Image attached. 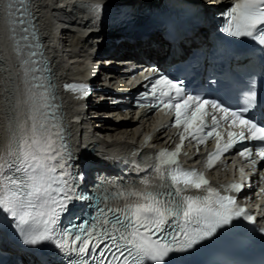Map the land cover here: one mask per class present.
I'll list each match as a JSON object with an SVG mask.
<instances>
[{
	"label": "snow or ice",
	"instance_id": "obj_1",
	"mask_svg": "<svg viewBox=\"0 0 264 264\" xmlns=\"http://www.w3.org/2000/svg\"><path fill=\"white\" fill-rule=\"evenodd\" d=\"M20 3L23 5L24 0ZM103 7L88 6L96 19H100ZM25 15L13 20L9 11L11 31L14 36L17 30L24 33V41L29 35L35 40ZM223 15L226 26L222 31L264 45V0H234ZM27 47L38 49L39 45ZM37 55L36 51L28 53L26 95L13 107L8 142L0 154V211L12 217L26 245L52 243L65 255L75 257L70 264H168L172 254L194 250L221 231L236 227L240 220L255 223V216L237 202L235 195L245 184L222 185V194L203 172L183 168L178 159L186 140L204 144L215 138V149L206 158L207 169L237 145L238 156L250 167L264 161V99L258 101L254 81L231 106L218 98L189 94L181 83L160 76L142 98L151 96L152 108L174 113V120L165 127L179 130L180 143L173 151L165 148L155 154V163L149 167L159 183L153 186L143 179L144 190L110 193L104 188L89 194L79 187L83 176L73 171V154L58 115L59 106L53 103L49 69L42 60L33 59ZM64 87L88 94L84 85ZM222 128L225 131H220ZM245 142L253 147L245 146ZM239 171L246 179L244 169ZM191 190L204 194H186ZM114 198L134 202L119 208L107 206ZM78 202L86 203L94 214L64 225L63 218ZM102 203L106 206L100 207Z\"/></svg>",
	"mask_w": 264,
	"mask_h": 264
},
{
	"label": "bare ground",
	"instance_id": "obj_2",
	"mask_svg": "<svg viewBox=\"0 0 264 264\" xmlns=\"http://www.w3.org/2000/svg\"><path fill=\"white\" fill-rule=\"evenodd\" d=\"M13 0H0V154H3L9 138V120L15 113L13 107L17 100H23L26 95V79L19 74L15 67L16 58L25 54L22 47L25 41L21 42V31L17 30L13 35L9 24V11L12 12L14 20L15 11ZM31 1V2H30ZM29 6L35 12L34 24L37 26L36 38L41 40V49L45 52V61L49 69L48 80L52 86V93L55 97L53 103L58 105V115L61 118V125L64 129L66 141L73 154V165L80 164L79 157L86 162L82 145H86L88 152L93 155L106 154L110 148L135 145L142 150L146 147L166 145L171 136L163 128L162 122L155 120L150 113L141 112L137 116L122 114L116 107L107 103L98 104L84 110L74 102L72 91L65 90V85H73L77 75H85V51L90 46L94 35H83L77 30L79 23L75 14L70 11L69 5L63 0H30ZM116 3L120 0H113ZM130 2L129 0H122ZM141 0H132V2ZM207 10L208 7L217 9L219 0H196ZM225 1V0H220ZM131 3V2H130ZM9 5L12 8L9 9ZM112 29L103 30L105 37L109 38V46L112 48L111 58H97L101 66L98 72L104 75L106 71L105 60L111 63H128L130 58H148L150 61H163L168 53L169 44L162 40L157 33H150L141 38L136 30L123 31L121 27L109 25ZM204 31V32H203ZM206 35V29L200 27L189 36L184 37L178 43L181 51H188L189 47L200 45ZM29 39L32 36L29 35ZM28 39V40H29ZM94 39V40H93ZM118 40V42H116ZM130 40V41H129ZM15 46V50H13ZM57 46L59 51H55ZM19 49V51H18ZM126 50L125 54L118 55L120 51ZM52 54V55H51ZM61 56V58H58ZM175 58L168 61L173 62ZM124 67L111 66L106 73L119 74ZM82 132V140L76 135ZM150 138V139H149ZM147 139V143L145 140ZM104 152H101V151ZM77 156L78 159H77ZM213 178H219L223 171L220 167L211 171ZM130 183L127 185L132 189H138L143 184L141 180L152 181L150 176L128 175ZM249 194L248 191H241L238 195Z\"/></svg>",
	"mask_w": 264,
	"mask_h": 264
},
{
	"label": "rangeland",
	"instance_id": "obj_3",
	"mask_svg": "<svg viewBox=\"0 0 264 264\" xmlns=\"http://www.w3.org/2000/svg\"><path fill=\"white\" fill-rule=\"evenodd\" d=\"M103 58V57H102Z\"/></svg>",
	"mask_w": 264,
	"mask_h": 264
}]
</instances>
